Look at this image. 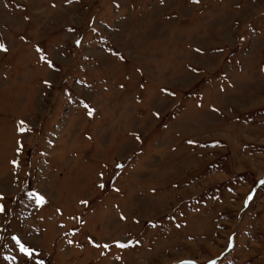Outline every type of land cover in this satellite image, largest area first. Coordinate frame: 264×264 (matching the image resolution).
<instances>
[{
  "label": "rangeland",
  "instance_id": "obj_1",
  "mask_svg": "<svg viewBox=\"0 0 264 264\" xmlns=\"http://www.w3.org/2000/svg\"><path fill=\"white\" fill-rule=\"evenodd\" d=\"M0 42V264H264V0H0Z\"/></svg>",
  "mask_w": 264,
  "mask_h": 264
},
{
  "label": "snow or ice",
  "instance_id": "obj_2",
  "mask_svg": "<svg viewBox=\"0 0 264 264\" xmlns=\"http://www.w3.org/2000/svg\"><path fill=\"white\" fill-rule=\"evenodd\" d=\"M66 2H70V0H66ZM92 30L96 31L95 28H93ZM69 31H73V29L69 28ZM241 39H243V37H241ZM75 43L77 45H79L81 43V40L77 39L75 41ZM0 51H4V52L7 51V46L4 43H2V42H0ZM36 51L38 53H42L43 49H41L39 46H37L36 47ZM109 51L111 52L112 50L110 49ZM196 51L200 52L201 49H196ZM112 54L116 55L120 59H123V56L119 52H113ZM39 59L44 60L48 64V66L50 68L55 67L53 62H52V60L49 59L46 54L40 55ZM192 71L196 72L198 70L193 68ZM44 83L46 85H48L50 82L48 80H45ZM163 91L167 92L168 90L164 89ZM169 94L174 95V93H169ZM84 108L87 110V115L88 116H92L93 115L95 109L91 108L88 103L84 104ZM156 115H159V114L157 113ZM18 130L21 131V132H23L25 130L31 131L30 128L26 127L25 121H23V120H21L19 122ZM136 138L139 139V136L137 135ZM188 143L192 144V143H195V141L189 140ZM19 150L20 149L17 148V151H19ZM11 163L14 164V165H17L18 161L13 160V161H11ZM115 167L116 168H123V164L117 163L115 165ZM103 176H104V173L102 171L97 174V179L99 181H101L98 184L99 188H104L105 187V185L103 183ZM259 184L264 185V179L259 180ZM117 191H118V189H117ZM254 192H255V189L249 191V193L247 194L246 198L244 199V205L245 206H247L248 203L253 200V193ZM29 197L35 201V204L37 206H43V205L47 204V202H48L47 199H46V193L42 194V190L33 189L29 193ZM2 198H3L2 194H0V199H2ZM80 203L86 205V204H88V201L87 200H81ZM3 211H5L4 205L0 204V212H3ZM56 211L60 212L61 210L59 208H57ZM121 219H125V217L123 215H121ZM177 227L179 228L180 225L177 224ZM230 240H231V238H230ZM12 241L14 242L13 246L18 248V256L6 257V259L17 260L18 257H19V264H45V261L42 258L41 253L39 252L38 246L33 244V243H31V241L28 239V237L26 235H24V236L13 235L12 236ZM68 243L71 244V243H73V241L69 240ZM113 243L116 244L120 248H125V247L128 246V244L121 243L119 240H115V241H113ZM96 247H98V248L99 247H103L104 249H107V248H109V244L108 243H104L103 245L96 244ZM229 247H231V243L229 244ZM180 264H197V262L195 260L181 261ZM208 264H216V261L215 260H210V261H208Z\"/></svg>",
  "mask_w": 264,
  "mask_h": 264
}]
</instances>
